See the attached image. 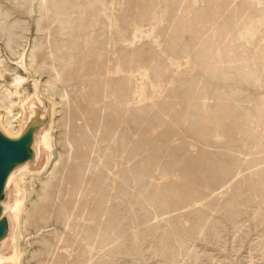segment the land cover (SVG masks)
Instances as JSON below:
<instances>
[{
    "label": "bare ground",
    "instance_id": "1",
    "mask_svg": "<svg viewBox=\"0 0 264 264\" xmlns=\"http://www.w3.org/2000/svg\"><path fill=\"white\" fill-rule=\"evenodd\" d=\"M11 1L18 4L22 12L34 20L38 32H41L39 41L34 43L31 51V67L34 68L35 74L42 72L48 76L42 86V93L45 96L47 93L51 96L60 93L68 105L70 104L64 122L62 121L65 131L61 139L68 153L64 156L59 155L51 170L48 167L52 154L49 155L44 170L33 173L46 174L42 180L40 179L42 190L38 194V199H31L32 189L26 195L21 190V184L28 175L27 170H21L13 178L18 194V200L13 206V212L18 220L17 244L12 257L14 264H23L25 260L21 234L23 227L30 221L44 222L46 226L54 225L57 228L53 232L56 237L53 240L56 241L55 245L44 240L46 249L41 252H30L35 257L45 256L38 258L37 264H113L109 260L110 256L121 254L129 242L137 241L138 238L142 240L149 233L156 234L152 246L155 252L161 255L163 263L180 264V256L188 258L187 256L192 253L187 242L188 236L195 232L202 236L207 228L214 231L215 236L219 234L218 223L221 222L212 214L209 215L206 209H200L198 205H206L212 211L223 213L225 219L236 230L240 225L238 220L241 212L237 202L220 205V199L212 194L210 196L214 197L205 202L193 200L192 197L201 193L200 189L193 186L201 185L200 178L203 177L204 170L208 171L206 174L211 177V186L227 178L228 181L237 179L224 186L228 189L232 187L236 189L243 179L251 180V184L253 181L257 183L258 185L251 186L252 191L248 200L254 197L261 200L251 219L264 221V164L261 166L258 163L260 166L256 168L250 167L252 169L247 173L249 177H246V174L241 175L243 171L233 162L234 154L231 150H228L230 153L224 159H220L221 161L216 157L215 162L211 160L207 165L211 166L210 171L202 169L206 166L204 164L195 169L188 167L196 163L195 158L189 155L185 163L190 165H186L182 170V174L185 173L188 178L184 180L186 186L177 190H173L172 185H159L153 180L148 186L142 184L134 188L132 184L137 178L150 173L155 156L160 150L159 146L152 147L150 151L145 149L147 162L142 165L141 175L132 176V181L124 178V183L118 187L113 184L116 192L110 193L108 183L100 182L103 178V169L99 170L102 168L100 162L92 161L95 170L90 174L92 163L89 154L94 152L92 147L103 149L100 145L101 139H112L115 137L116 129L122 127V150L127 151L131 148V152L140 151L142 145H134L130 129L138 128L143 122L146 125L144 130L147 131L146 128L160 123L165 114L167 115L164 102L159 106L148 99L147 105L142 107L139 105L140 62L149 63L157 77L163 76L167 69L155 63V58L144 50L146 47L139 46L137 3L123 0ZM259 2L260 0H232L226 10L227 13H233V26L229 24V18L220 19L217 11H207L197 6L192 9L195 14L193 20L185 18L178 12L172 14L173 24L168 28L171 51L176 53L178 46L182 51L178 56L185 57L188 62L192 58L199 65L206 81L200 83L190 79L175 85L176 77L170 78L173 84L172 92L181 99V110L171 115L168 124L170 130L162 137L164 138L162 147L171 150L174 148L175 140L182 134L183 140L178 148L189 145L188 153L195 147L200 151H206V147L217 143L224 135L229 146L234 141L245 144L248 150L244 154L251 155L248 162L255 163L259 160L254 149L264 148V100L258 102L251 110H240L241 104H236V100L241 94L236 85L229 83V80L252 86L264 82L262 38L253 36L252 46L245 43L236 45L234 41L238 38L235 34L231 47L238 50V53L234 52L230 57L227 54L221 57L217 51H213L221 48L216 47L217 42L208 34L211 28L214 31L219 30L220 33L229 32L230 28L234 30L237 24L246 21V18L236 20L238 12L242 11L238 8L256 7L254 5ZM211 14L217 16L211 19L212 24L206 27V18ZM8 18L9 13L0 9L1 30L7 35V42L10 44L16 39L15 30L22 24V20L18 17L15 21L9 22ZM147 45L145 43L144 46ZM222 59L228 60L224 67L220 65ZM2 61L3 59L0 63ZM177 69L179 71L183 68H175ZM230 69L234 71L232 76ZM211 86L215 87L214 91H210ZM2 94L0 104L6 108L8 114H11L18 104L14 97L20 99V92L17 88L13 90L6 87ZM33 96L43 104L38 91L35 90L31 97ZM206 97H212L216 101L209 104L204 101ZM31 100L22 105L24 113L26 105ZM52 128L53 122L43 136L44 146L49 149L53 144V137L50 135ZM126 172L125 169L121 170L123 175H127ZM111 195L117 197L113 198ZM125 195L133 200L135 198L136 205L139 204L141 207L139 213L142 217L141 223L131 220L127 225L123 219L125 216L112 209L111 206L119 205V202H113L111 205L112 199ZM152 207H157L156 209L167 214L161 219L157 217L156 220L157 222L165 220L169 229L157 232L161 226L152 221L154 212ZM171 208H174L173 210L184 208L185 211L170 214V211H173ZM242 222L244 221H241V224ZM61 245L66 248L67 255L59 251ZM3 260L8 259L0 256V263Z\"/></svg>",
    "mask_w": 264,
    "mask_h": 264
},
{
    "label": "rangeland",
    "instance_id": "2",
    "mask_svg": "<svg viewBox=\"0 0 264 264\" xmlns=\"http://www.w3.org/2000/svg\"><path fill=\"white\" fill-rule=\"evenodd\" d=\"M123 2L137 3L139 5L136 8V10L139 12L137 23L139 46L146 47L144 50L148 51L152 58H155V63L161 68L167 69L165 70L166 72L164 71L165 73L163 76L157 77L149 63L144 64L140 62L138 66L141 96L139 105L140 107L147 105L146 101L148 99L159 106H161L160 104L164 102L167 108V115L165 114V118H162L160 123L151 125L150 128H146L147 131L144 130L146 125L143 122L138 125V128L133 130L130 129V136H132L134 145H142V149L140 151L136 150V152H131V148H129L127 151L122 150V127H118L116 129V132L114 133L115 137L112 139H101L100 145L103 147V149H94L92 147L94 152L89 154L91 156L92 163L90 174H92L95 170L92 161L96 160L100 162L102 168L99 170L103 169V178H101L100 182L102 184L108 183V191L110 193L116 192L113 189V184L115 187H118L124 183V178H128L130 181H132V176L141 175L143 172L142 165L147 162V158H145V155L147 154L145 153V149L150 151L152 147L159 146L160 150L155 156L154 164L150 170V173L148 175H142L139 179L137 178V181L132 183L134 188L142 184L148 186L151 180L159 185H172L171 187L173 190L185 187L186 185L184 183L188 178H186L185 173L182 174V170L186 165H190L185 163L188 160L189 155H191L192 158H195L196 163L191 164L188 167L195 169L204 164L206 166H204L202 169H207L210 171L211 166L207 167V165L211 163V160L212 162H215V157L218 158V160L224 159L225 156L230 153L228 150H231V152L234 154L233 162H235L236 167L243 171L241 175L246 174L245 176L249 177V174L247 173H249L252 168L260 166L259 164L263 166L264 148L254 149L255 156L259 157L258 159L261 161L258 160L255 163H251L248 162V159H251V155L244 154V152L248 150L245 144L234 141L229 146L227 144V138L224 135L218 139L219 141L217 143L206 147V151H200L198 147H195L192 148V152L188 153L189 145L187 147L183 146L178 148V146L181 144V141L183 140L182 134L177 138L178 140H175L173 144L174 148L171 150L162 147L164 145V138L162 137H164L166 131L170 130L168 128V124L171 115H173L174 112L181 110V99L177 96V94L172 92L173 84L170 82V78L172 76L176 77V82L174 83L175 85L190 79H195L200 83L206 81V77L203 75L199 65L196 64L192 58L188 62L185 57L178 56L182 53L178 46L175 50L176 53L171 51L172 45L169 39L168 28L173 24L172 14L178 12L182 16H185V18L193 20L195 14L192 9L197 6L198 8H205L207 11H217V15L220 16V19L229 18V24L233 26V13H227L226 10L228 5L232 3V0H123ZM254 6L256 7H248L244 9V7L240 6L242 8H238L242 11L238 12L236 20L239 21L243 18H246V21L244 23H241L242 21L240 23L238 22L239 24H237V27H234V30L230 28L229 32L223 31L220 33L219 30L214 31V29L211 28L208 31V34L213 38L214 42H217L216 47L221 48V50H213L217 51L219 56L223 57L225 54H227L228 57H230L232 53H238V50H233V47H231V43L233 42L232 37L235 34L238 38L236 41H234L236 45L245 43L246 45L252 46L253 36L262 38L261 41L264 43V0H260V2ZM0 9L9 13V22L15 21L18 17H21L22 20V24L15 30L17 33L16 39L10 42V44L7 42V35L1 30L0 25V60L3 59V61L0 63V99L3 95L2 90L6 87L13 90L17 88L21 95L20 99L14 97V100L18 101V104L13 108V112L11 114H8L6 108L0 104V120L2 125L12 135H16L20 131V125L22 124L24 118L22 105L27 101L34 99V96H31L35 93L37 86H39L40 90L42 91V86L48 79V76L46 73L42 72H37L35 74L34 68L31 67V51L33 49L34 43L39 41L41 37V32H38L34 20H32L28 14L22 12V8H20L18 4L12 2L11 0H0ZM217 15L211 14L210 17L206 18V27L212 24L211 19H214ZM145 43L148 45L144 46ZM226 61L228 60L222 59V63L220 64L221 67L225 66ZM181 67L183 69H180L179 71L178 69L175 70V68ZM230 70V75L232 76L234 71H232V69ZM162 79H164V81ZM229 83H234L241 94V96L237 97L236 100V104H241L240 110H251L258 102L264 100V82L255 86L234 80H229ZM2 87L3 89L1 90ZM214 90L215 87L211 86L210 91ZM45 97L49 99L53 106V115L51 119L53 122V128L52 133L50 134L53 137V144L51 149L45 147L44 144L41 145V157H43V165L37 170L28 171L25 181L21 184V190L24 195L29 193V191L32 189L33 193H31V199L33 200L38 199V194L42 190L41 178L46 175L45 172L42 173L43 175L33 173H38L44 170V167L49 160V155L52 154L51 163L48 167V169L51 170L54 162L58 161V156H64L68 153V150L63 145L64 143L61 139L65 131L63 122L70 109V104L68 105L66 99L62 97L60 93L52 96L51 94L48 95L47 93V96ZM204 101L212 104L216 100L212 97H206ZM17 113H20V115H16ZM189 139L193 140L191 137H189ZM48 145L51 146L50 144ZM98 150H100V152ZM123 169L127 171V175L121 174V170L123 171ZM193 172L196 173L195 170H193ZM206 172L208 171L204 170L203 177L200 178L202 180L201 185L193 186L197 189H200L201 191V193L196 195L197 197H192L193 200L195 199V202H205L206 200H211L212 197H214L210 196V194H212L217 195V198L220 199V205L234 201L237 202L238 208L241 212L238 220V223L240 224L238 225V230L240 231L238 232V230L232 227V225L225 219L223 213L212 211V209L206 205H198L199 208L201 207L200 209H206L209 215L212 214L215 219H218L217 221L221 222L218 223L220 226L218 234L219 237L215 236L214 231H212L210 228H207L208 231L205 230L204 235L202 233V236L199 234V232H195L194 234L188 236L187 242L188 246H190L192 250V253L190 256H187L188 258H186V256H180L179 263L264 264V221L260 219H251V216L253 215L254 210H256L258 207L259 201L261 199L254 197L248 200V197L251 195L250 193L252 191L251 186L258 184L254 181L251 184V180L243 179L242 181L240 180L241 182L236 186L237 190L234 189L235 187L228 189L224 186H227V184L236 181L237 179L228 181L229 179L227 178L219 181L216 185L211 186V177L207 175ZM114 177L115 179L113 180ZM205 192L207 193L206 195H204ZM111 196H113V198L117 197V195ZM122 198H124V200ZM122 198L112 199L111 205H113V202H119V205H110L112 209L121 216H125L123 219L124 223L127 225L129 222H131V220L141 223L142 217L139 215L141 207L139 204L136 205L135 198L133 200V198H130V196L126 195ZM156 208L157 207H152V210L154 211L152 213V221L156 222L155 224H159L161 226L157 232H163L165 229H169L168 224L165 220L157 222L156 218L158 217L161 219L162 216H166L167 214L159 211ZM173 209L174 208H171V210ZM182 210L185 211L184 208ZM182 210H173L170 211V214H176L178 211ZM241 221L244 222L241 224ZM246 221H248L247 224ZM185 224L189 225V223ZM239 226H242V228ZM56 229L57 228L54 225L46 226L44 222L35 223L33 221H30L26 226L23 227L21 234V245L24 256H26L23 264H37L38 258L45 257H39L38 255L35 257L32 256L30 252H41L43 249H46V246L43 242L44 240L54 244L56 241L53 240H55L56 237L53 232ZM155 235V233H149V235L143 237L144 239L142 238V240L138 238L137 241L129 242L124 247L125 251H123L121 254L119 253L115 254V256H110L109 260L112 261L113 264H164L161 255L156 253L154 246H152L155 243ZM59 251L67 255V250L66 248L62 247V245L59 248ZM126 252L130 253L128 254ZM14 254L15 252L13 255L8 257V260H3L0 264H14L12 261Z\"/></svg>",
    "mask_w": 264,
    "mask_h": 264
},
{
    "label": "water",
    "instance_id": "3",
    "mask_svg": "<svg viewBox=\"0 0 264 264\" xmlns=\"http://www.w3.org/2000/svg\"><path fill=\"white\" fill-rule=\"evenodd\" d=\"M42 103L31 100L25 107L20 131L12 135L0 120V256L8 259L16 250L18 220L13 206L18 200L14 176L21 170H37L43 165L41 145L51 126L53 106L36 87Z\"/></svg>",
    "mask_w": 264,
    "mask_h": 264
}]
</instances>
